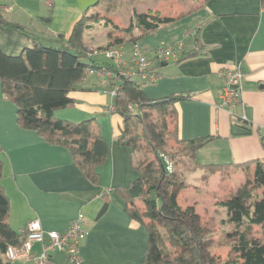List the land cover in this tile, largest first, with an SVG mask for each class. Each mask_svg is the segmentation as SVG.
Wrapping results in <instances>:
<instances>
[{"label":"crops","instance_id":"crops-1","mask_svg":"<svg viewBox=\"0 0 264 264\" xmlns=\"http://www.w3.org/2000/svg\"><path fill=\"white\" fill-rule=\"evenodd\" d=\"M88 2L0 0L1 17L24 30V33L0 30V50L15 57L35 44L60 48L69 39L75 23L84 14H90L92 7ZM194 13L136 42L149 54L157 46L179 42L190 49L193 38L186 37V33L197 21L199 23L197 37L201 53L179 62L159 64L156 67L159 79L140 88L150 101L184 97L175 103L178 138L185 141L210 139L196 152V163L263 162L260 137L264 134V8L260 0H209ZM192 15L193 23H186L183 30L177 32L176 24ZM156 33L153 40L148 39ZM86 35L84 30L81 38L84 47L100 46L85 42ZM111 48L123 52L125 60L130 56L131 50H125L124 44ZM101 50L104 49L98 51ZM101 55L90 56L93 60L94 56ZM233 64L240 65L244 78L241 104L228 110L219 106L222 83L218 74L223 67ZM93 71L69 93L73 103L53 114L56 120L72 124L96 121L101 138L109 146L108 157L95 169L96 183L83 175L67 148L50 144L37 131L18 124L16 106L4 98L0 84V159L3 164L0 186L9 202L7 221L17 235L35 220L46 232L62 233L81 215L86 237L80 243V264H142L148 234L126 214L121 194L122 189L138 178V173L132 167L131 150L117 140L122 118L112 111L111 81L96 76ZM199 159L204 160L203 163ZM232 171L241 172L232 169L226 176L213 174L206 185L215 175L222 179L230 177ZM233 175L241 180L240 174ZM216 188V191L221 189L218 185ZM104 202L107 208L100 215ZM177 203L182 209L193 206L196 212L197 202L189 201L181 193H178ZM41 247L34 244L32 253L39 255ZM51 256L54 264H74L65 252L56 251ZM12 264L33 263L14 261Z\"/></svg>","mask_w":264,"mask_h":264},{"label":"trees","instance_id":"trees-1","mask_svg":"<svg viewBox=\"0 0 264 264\" xmlns=\"http://www.w3.org/2000/svg\"><path fill=\"white\" fill-rule=\"evenodd\" d=\"M208 1L201 0L199 9ZM260 2L264 8V0ZM185 16L172 18L133 13L129 26L123 30L128 39L115 38V41L120 45L128 41L136 43ZM93 23V17L84 14L60 48L35 44L15 57L7 56L0 50V84L4 98L16 106L18 124L24 129L37 131L50 144L67 148L83 175L90 182L96 183L95 169L109 155V146L101 138L96 121L91 119L72 124L56 120L53 114L55 110L73 103L69 93L85 81L90 70L117 73L112 65L96 66L87 48L81 43L83 31L93 28ZM106 25L117 29L110 21ZM0 30L24 33L21 26L4 20L1 15ZM199 30L200 27H197L192 37V48L185 49L177 62L201 53L202 47L197 37ZM135 31L137 36L134 35ZM111 47L108 44L99 49ZM139 75L140 72H136L134 77L124 78L117 84L113 108L122 118V130L117 140L120 145L131 150L134 159L132 167L138 173V178L128 188L122 189L121 194L126 214L142 225L148 234L142 264H264V161L210 165L196 163V152L210 139L185 141L178 138L175 103L184 97L150 101L140 88ZM153 111L159 115V119L151 118ZM171 116L176 118L172 134L168 131L167 123V117ZM171 135L193 162L192 170L203 171V182H207L216 173L229 175L232 169L244 174L243 184L215 204L225 213L223 223L233 226L220 243L221 247L228 249L225 260L221 261L204 252L201 244L203 231L197 222L199 218L194 207L182 209L177 203L178 193L187 187L184 181L174 176V172L171 175L164 172L158 156L161 152L168 155L174 170L175 156L162 151ZM260 143L264 151V134L260 137ZM138 153L144 155L141 160L137 159ZM2 167L0 159V177ZM106 208L107 202H104L100 215ZM8 212V198L0 186V264H12L6 259V248L9 245H21L25 233L23 231L17 235L12 231L7 221ZM256 229L261 231H258L259 237Z\"/></svg>","mask_w":264,"mask_h":264},{"label":"rangeland","instance_id":"rangeland-1","mask_svg":"<svg viewBox=\"0 0 264 264\" xmlns=\"http://www.w3.org/2000/svg\"><path fill=\"white\" fill-rule=\"evenodd\" d=\"M91 8V12L88 16L93 17V28L86 30L85 42H91L93 45H100L97 47L87 48L88 51H98L99 48L105 47L108 44L112 46L120 45L115 38L128 39V35L123 31L128 26L133 18V13H145L152 16L159 17H178L196 12L201 6V0H109V2H103L101 0H88ZM98 2V3H97ZM194 13L193 15H195ZM187 16V20L176 24L177 32L182 31L186 23H193L194 16ZM91 18V17H90ZM110 21L114 26H107L106 22ZM187 21V22H186ZM87 23V22H86ZM92 24V21H89ZM199 26V23L195 24L193 29L187 31V33L194 31ZM134 35H138L135 31ZM158 33L150 36L148 39L153 40ZM184 43V42H183ZM132 42L128 41L124 43L125 50L130 48ZM131 50V48H130ZM96 66L113 65L112 60H108L101 56H94ZM151 118L153 120L159 119V115L156 112H152ZM168 131L172 134L176 127V118L171 116L167 117ZM170 140L162 150L169 155H174V176L179 180L184 181L186 189L180 191L181 195L188 198L191 202H197L195 214L198 216L200 227L202 228V240L203 250L206 254L217 258L219 260H225L228 252L227 247H221L225 234L232 230L233 226L228 223H223L225 220V213L223 209L215 206L216 202L224 200V196L227 193H233L244 182V174L242 172L232 171L230 177L219 179V175H215L213 179L206 185L207 182L201 180L202 172L200 170H192L194 168L193 162L185 155V150L181 145L175 143L174 137L171 135ZM162 153V152H161ZM137 159L141 160L143 154H137ZM168 156V155H167ZM169 157V156H168ZM150 158V157H149ZM203 163L204 160L199 159ZM240 174V178L237 175ZM221 187L219 191H216V186ZM207 186V187H206ZM205 187V188H203ZM261 193V191H259ZM264 204V202H263ZM257 236L259 237V229H256ZM259 231V232H258Z\"/></svg>","mask_w":264,"mask_h":264},{"label":"built area","instance_id":"built-area-1","mask_svg":"<svg viewBox=\"0 0 264 264\" xmlns=\"http://www.w3.org/2000/svg\"><path fill=\"white\" fill-rule=\"evenodd\" d=\"M196 28L194 31L186 33V37L192 38L196 34ZM184 50L185 44L179 42L171 46H157L153 53L149 54L138 43H133L127 60L123 58L124 53L115 48L88 51V55L101 53L104 58L113 61V66L117 71L116 74L109 70H95L93 72L96 76L110 79L111 94L114 97L117 84L124 78L134 77L136 72H140L138 78L141 79V83H139L141 87L155 83L159 79L156 67L163 62L177 60ZM218 75L222 83L218 94L219 106L231 110V108L241 104V84L244 75L239 64L223 67ZM112 111H114V108H112ZM158 156L163 163L164 172L171 175L173 173V163L170 158L164 153H159ZM83 224L84 221L80 215L64 232L59 233L56 231L46 232L38 220L32 221L23 230L25 233L22 244L7 246L6 259L10 262L31 261L33 264H54L51 254L59 251L65 252L70 262L80 264V243L86 237ZM45 239H47V243H45ZM36 243L42 246L39 255L32 253L33 245Z\"/></svg>","mask_w":264,"mask_h":264}]
</instances>
